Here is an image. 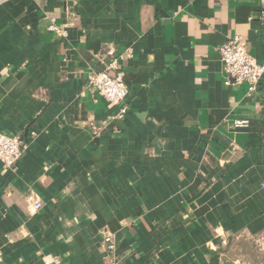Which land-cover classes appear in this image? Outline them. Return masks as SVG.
Listing matches in <instances>:
<instances>
[{
  "label": "crops",
  "instance_id": "0c3cea01",
  "mask_svg": "<svg viewBox=\"0 0 264 264\" xmlns=\"http://www.w3.org/2000/svg\"><path fill=\"white\" fill-rule=\"evenodd\" d=\"M263 4H0V132L26 142L0 163V264H103L105 234L118 264H264V77L227 86L219 52L264 64ZM114 59L122 121L89 86Z\"/></svg>",
  "mask_w": 264,
  "mask_h": 264
},
{
  "label": "built area",
  "instance_id": "2783aa9c",
  "mask_svg": "<svg viewBox=\"0 0 264 264\" xmlns=\"http://www.w3.org/2000/svg\"><path fill=\"white\" fill-rule=\"evenodd\" d=\"M6 0H0V4ZM264 7V4H263ZM264 20V11L262 13ZM50 32L65 38L67 33L51 24L48 27ZM220 56L223 63V75L227 86L247 85L250 92L257 89L258 84L264 77V64L251 55L248 43L241 37L236 36L226 43L220 49ZM105 69L101 72H95L89 77V86L96 91L108 104L119 109L118 119L124 120L129 112L127 98L129 88L125 81V74L119 68L117 60L104 62ZM236 128H247L248 121L236 120ZM26 149V142L21 134L9 136L0 132V163L6 168H14L22 159ZM36 208H40L37 204ZM105 250L107 255L104 257L103 264H118L114 258L115 244L110 234L104 236ZM59 264V261H57Z\"/></svg>",
  "mask_w": 264,
  "mask_h": 264
},
{
  "label": "rangeland",
  "instance_id": "374dc122",
  "mask_svg": "<svg viewBox=\"0 0 264 264\" xmlns=\"http://www.w3.org/2000/svg\"><path fill=\"white\" fill-rule=\"evenodd\" d=\"M252 244H253L255 250L264 251V240H262V241L258 240V241L252 242ZM241 248H242V246H241Z\"/></svg>",
  "mask_w": 264,
  "mask_h": 264
}]
</instances>
